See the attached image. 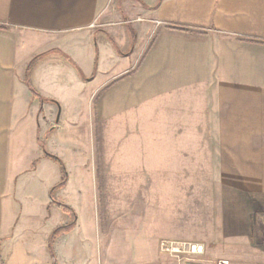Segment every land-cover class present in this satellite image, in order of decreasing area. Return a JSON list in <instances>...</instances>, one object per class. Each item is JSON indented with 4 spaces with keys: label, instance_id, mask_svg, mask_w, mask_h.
Listing matches in <instances>:
<instances>
[{
    "label": "crops",
    "instance_id": "crops-1",
    "mask_svg": "<svg viewBox=\"0 0 264 264\" xmlns=\"http://www.w3.org/2000/svg\"><path fill=\"white\" fill-rule=\"evenodd\" d=\"M37 57L40 99L26 81ZM96 94L116 112L156 96L194 112L211 130L193 142L214 144L217 173L257 175L264 196V0H0V264H111L67 198L97 171L77 145ZM42 144L67 170L54 197L77 214L55 263L51 234L71 219L50 202L62 171Z\"/></svg>",
    "mask_w": 264,
    "mask_h": 264
},
{
    "label": "rangeland",
    "instance_id": "rangeland-1",
    "mask_svg": "<svg viewBox=\"0 0 264 264\" xmlns=\"http://www.w3.org/2000/svg\"><path fill=\"white\" fill-rule=\"evenodd\" d=\"M35 66L29 82L40 99L31 81ZM98 95L80 112L84 143L77 144L87 152L86 166L97 171L83 197L74 190L67 198L82 227L92 224L111 264H175L158 252L164 240L204 244L212 261L264 264V196L253 186L258 176L218 174L214 144L193 142L211 129L194 112L179 111L178 103L156 96L116 112L112 95L111 107ZM81 162L72 159L70 169Z\"/></svg>",
    "mask_w": 264,
    "mask_h": 264
},
{
    "label": "trees",
    "instance_id": "trees-1",
    "mask_svg": "<svg viewBox=\"0 0 264 264\" xmlns=\"http://www.w3.org/2000/svg\"><path fill=\"white\" fill-rule=\"evenodd\" d=\"M39 57H37L34 60H32V62L28 65V67H27V80H26L27 84L29 85V88L31 90V93L33 94V96H37V97H39V94L31 87L29 81H30V70H31L32 67L35 66L36 60H38ZM42 149H43V152H44V156L46 158L51 159L56 164H58L61 167V171H62V180H61V182L58 185H56L55 187H53L51 189V191H50V202H51V204L57 206L63 213L67 214L70 217V219H71V222L69 224L57 228L51 234V237H50V240H49V251H50V253L52 255V258H53V261L55 263L56 262V258H55L54 249H53L54 243H55L56 239L59 238L61 235L67 234V233L71 232L75 228L76 221H77V214H76V212H75V210L73 208H71L70 206H67V205H65L63 203L58 202L56 200V198L54 197L55 191L58 190V189L63 188L64 185L67 182L68 175H67V170H66V167H65L64 163L57 156H54V155L50 154L46 150L44 144H42Z\"/></svg>",
    "mask_w": 264,
    "mask_h": 264
},
{
    "label": "built area",
    "instance_id": "built-area-1",
    "mask_svg": "<svg viewBox=\"0 0 264 264\" xmlns=\"http://www.w3.org/2000/svg\"><path fill=\"white\" fill-rule=\"evenodd\" d=\"M159 244L160 253L172 259L175 264H231L227 259H208L204 244L167 240Z\"/></svg>",
    "mask_w": 264,
    "mask_h": 264
}]
</instances>
